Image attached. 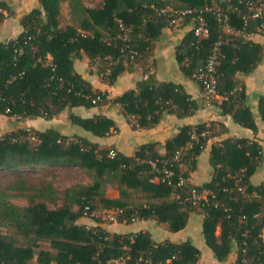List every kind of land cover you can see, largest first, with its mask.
Segmentation results:
<instances>
[{
	"label": "trees",
	"instance_id": "16d2710c",
	"mask_svg": "<svg viewBox=\"0 0 264 264\" xmlns=\"http://www.w3.org/2000/svg\"><path fill=\"white\" fill-rule=\"evenodd\" d=\"M37 1V7L20 17L22 30L17 37L0 42L1 114L49 119L65 109L110 101L133 115V127H148L163 113L181 117L197 107L178 84L159 82L151 73L137 81L135 90L108 100L75 71L72 59L84 53L103 81L112 84L136 61L146 62L151 41L168 26L154 8L201 9L212 0H102L95 8L84 6L81 0H68L79 27L59 26V0ZM217 1L233 31L222 27L211 11H204L208 37H195L188 30L177 47V59L183 72L192 77V72L204 69L211 44L220 39L216 88L223 98L212 104L254 130L250 109L235 107L244 95L235 74H248L260 63L262 46L245 36L258 28L264 34V19L250 20L237 34L234 31L242 28L241 15L247 11L244 3L230 0L227 6L224 0ZM3 17L0 12V22ZM118 20L129 28L126 41ZM97 96L99 100L92 102ZM259 109L264 121V96ZM67 117L98 137L116 129L113 120L103 115L68 113ZM208 129L204 122L183 125L163 144H141L132 155L51 128L23 127L1 135L0 172L5 170L9 177L0 183V227L11 228L13 235L0 229V264H196L200 250L189 239L156 241L147 231L112 232L103 226L107 221L103 215L110 214L113 221L124 223L154 219L177 232L185 227L191 212L202 216V235L216 260H226L235 252L233 264H264V177L257 185L250 182L263 160L261 146L246 138L212 144V177L197 185L189 172L207 144ZM110 150L114 156L108 155ZM47 166L51 168L36 176L22 172ZM57 166L80 167L92 179L60 188L51 180ZM164 167L173 172L170 182L163 180ZM180 175L186 179L182 185L177 182ZM109 186L117 189V197L106 195ZM192 189L207 190L206 198L185 201ZM17 197L26 204L16 203ZM81 218H90L94 224L82 223Z\"/></svg>",
	"mask_w": 264,
	"mask_h": 264
},
{
	"label": "crops",
	"instance_id": "0c3cea01",
	"mask_svg": "<svg viewBox=\"0 0 264 264\" xmlns=\"http://www.w3.org/2000/svg\"><path fill=\"white\" fill-rule=\"evenodd\" d=\"M81 1L86 7L95 8L101 0ZM66 5L69 6L68 0H59V26L71 25L74 20V25L79 27V18L77 15L72 14L70 8H67ZM37 6V0H0V12L4 15L0 22V42L16 38L22 30L20 17ZM63 16L67 17L65 24L61 21ZM188 30V27L171 28L165 26L162 28L159 37L151 41L150 54L145 62L146 64L136 61L130 69L123 70L112 84L103 81L95 69L89 65L88 58L84 53L74 56L72 63L75 71L94 88L105 93L108 100L120 96L126 91L135 90L137 81L145 78L149 73L153 74L159 82L178 84L197 105L192 113L181 117L174 113H163L159 120L151 126L133 127L132 124L135 120L133 115L126 114L118 103L107 101L88 108L76 106L65 109L49 119L42 117L21 119L23 125L19 127L36 130L51 128L65 136H80L97 143L99 146H111L125 155H132L134 150L141 144L149 142L163 144L166 139L176 134L181 126L204 122L210 128L205 131L206 134H210V137L204 149L197 156L195 168L189 172L191 182L200 185L211 179L213 169L209 162V156L212 144L222 142L228 138H246L255 140L261 146L263 160L250 176V182L253 185L259 184L264 177V121L261 118L259 109L260 99L264 96V34L257 31L248 33L245 36L262 46L263 57L250 73L237 72L235 74V79L238 82L237 87L242 86L244 89V95L237 99L235 107H248L250 109L255 123V129L253 130L235 122L230 113L221 111L219 105H206L201 98L199 83L183 72L177 59V47ZM148 63L150 67L145 72L144 69L148 66ZM222 98L219 96V102ZM68 113H74L81 117L103 115L113 120L116 129H111L107 135L98 137L72 123L67 117ZM159 151L162 152V148H159ZM183 169H186L185 166ZM106 195L115 198L118 196V191L116 188L109 186L106 189ZM201 220L202 216L200 214L191 212L185 227L177 232L168 231L164 224L157 223L154 219L135 220L131 223L113 221L107 226L105 224L103 226L112 232L147 231L156 241L168 239L181 242L189 239L200 250V258L196 264H233L235 252L229 254L228 258L223 261L214 258L212 250L205 244ZM80 222L88 225L94 224L91 219L90 222H84L82 218ZM218 232L219 227L216 228V233ZM261 236L264 241V229Z\"/></svg>",
	"mask_w": 264,
	"mask_h": 264
},
{
	"label": "built area",
	"instance_id": "2783aa9c",
	"mask_svg": "<svg viewBox=\"0 0 264 264\" xmlns=\"http://www.w3.org/2000/svg\"><path fill=\"white\" fill-rule=\"evenodd\" d=\"M226 5L230 4V0H224ZM239 3H244L247 11L241 15L242 18V28L238 31L241 32L248 25L249 21L252 19H264V0H238ZM157 15L163 16L167 20L168 27L179 28L184 25L192 31L195 37L207 38L209 35V29L207 21L203 16L204 11H211L217 22L227 30L233 31L228 25L229 17L226 11H224L217 0H212L210 5L205 6L201 9L196 8H175L171 6H164L154 8ZM187 20L185 23L184 21ZM119 28L122 31V39L126 41L128 39L129 28L125 27L120 20H118ZM262 30V28H258ZM221 50V40L218 39L211 44L210 53L206 59L205 67L203 70L192 72V78H194L200 85V94L203 102L206 105L212 104L213 100L219 98L217 92V75H216V61ZM133 55L130 56L132 58ZM99 100V96L92 99V102ZM179 152H176L175 158H178ZM109 156H114L115 151L110 150ZM163 180L170 182L172 176V170L164 167L162 169ZM186 179L183 176H178V185L184 184ZM207 190L197 191L192 189L185 201L190 200L193 203L199 201L200 199H205Z\"/></svg>",
	"mask_w": 264,
	"mask_h": 264
},
{
	"label": "rangeland",
	"instance_id": "374dc122",
	"mask_svg": "<svg viewBox=\"0 0 264 264\" xmlns=\"http://www.w3.org/2000/svg\"><path fill=\"white\" fill-rule=\"evenodd\" d=\"M66 7L68 8L69 6L66 5ZM61 21L65 24L67 21V17L63 16ZM72 23L75 24L74 20L72 21ZM22 125L23 124L20 118L14 117V116L9 117V116H6L0 113V136L12 130L21 129L23 127H19V126H22ZM31 140L34 141V138L31 137ZM45 168H51V167L47 166V167L40 168L37 171H22V172L23 173L27 172L28 175L36 176L38 174H42L46 172ZM54 170H55V176L51 180L54 182L56 186L60 188L66 187L73 183H88L92 179L91 175L86 174L82 168L77 167V166H57L55 167ZM8 177L9 175L6 174L5 170L0 172V183L6 182ZM14 201L18 203L19 205L26 204V201L23 198H18V197L14 198ZM103 218L107 220L104 223L106 226L109 223L113 222L112 216L110 214H105V216L103 215ZM83 219H84V222H90V218H83ZM0 229L4 233L12 234V229L7 226H1Z\"/></svg>",
	"mask_w": 264,
	"mask_h": 264
}]
</instances>
